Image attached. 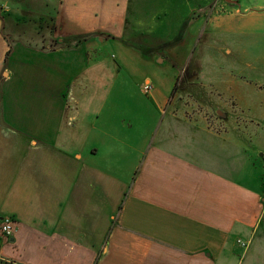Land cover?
<instances>
[{"label": "crops", "instance_id": "0c3cea01", "mask_svg": "<svg viewBox=\"0 0 264 264\" xmlns=\"http://www.w3.org/2000/svg\"><path fill=\"white\" fill-rule=\"evenodd\" d=\"M60 1L62 18L79 25L68 38L94 35L33 58V98L41 104L33 107L32 136L0 122V219L16 221L13 237L0 240V264H214L227 257L231 232L246 234L256 224L257 191L231 177L221 155H209L207 144L217 140L201 132L188 146L167 139V129L182 132L167 109L176 79L172 66L159 88L144 79L151 85L144 94L153 104V125H136L135 133L126 115L122 124L103 129L97 121L118 65L140 55L94 19L122 17L127 0ZM240 1L215 7L208 32L264 38V0ZM98 32L107 33L101 42L111 41L118 51L110 55L114 67L101 57ZM145 110L140 115L150 117V107Z\"/></svg>", "mask_w": 264, "mask_h": 264}, {"label": "rangeland", "instance_id": "374dc122", "mask_svg": "<svg viewBox=\"0 0 264 264\" xmlns=\"http://www.w3.org/2000/svg\"><path fill=\"white\" fill-rule=\"evenodd\" d=\"M229 1L241 4L240 0ZM60 3V0H0V122L9 123L27 136L33 135V107L41 104L33 98V58L94 35L68 38L70 32L75 33L77 23L72 25L62 18L57 10ZM227 6L233 7L227 0H127L122 17L94 19L97 25L100 22L103 28L117 33V37L110 33L112 39L140 55L124 66L118 65L115 85L105 98L97 123L106 129L112 123L122 124L127 115L135 124L132 127L135 133L139 131L136 125H153L156 119L153 104L141 85L149 78L152 87L159 88L160 81L168 77L167 66H172L176 71V89L167 109L170 120L177 122L182 132L178 127L167 129V139H177L188 146L186 141L199 139L202 133L201 138L207 139V135L217 140L207 144L209 155H221L228 174L257 191L255 226L246 234L231 232L230 255L214 264H264V94L257 93L264 92V38L256 32L251 35L208 32L205 24L215 7L221 10ZM236 8L240 12L249 11L239 5ZM95 36L105 46L100 53L104 63L114 67L110 55L116 48L111 41L101 42L108 34L98 32ZM82 67L80 62L75 71ZM35 85L40 93L43 87ZM145 107H150V117L140 115V108L146 111ZM203 154L195 156L201 160L212 158ZM215 163V159L207 161L210 166Z\"/></svg>", "mask_w": 264, "mask_h": 264}, {"label": "built area", "instance_id": "2783aa9c", "mask_svg": "<svg viewBox=\"0 0 264 264\" xmlns=\"http://www.w3.org/2000/svg\"><path fill=\"white\" fill-rule=\"evenodd\" d=\"M142 91L147 93L151 89L149 82H145L142 85ZM16 230V221L11 216H5L0 219V240H9L13 237Z\"/></svg>", "mask_w": 264, "mask_h": 264}, {"label": "trees", "instance_id": "16d2710c", "mask_svg": "<svg viewBox=\"0 0 264 264\" xmlns=\"http://www.w3.org/2000/svg\"><path fill=\"white\" fill-rule=\"evenodd\" d=\"M83 40H85V39H83ZM79 42H81V40L76 41V43H79ZM175 89H176V85H174V87H173V89H172V91H171V96L174 95Z\"/></svg>", "mask_w": 264, "mask_h": 264}, {"label": "water", "instance_id": "95a60500", "mask_svg": "<svg viewBox=\"0 0 264 264\" xmlns=\"http://www.w3.org/2000/svg\"><path fill=\"white\" fill-rule=\"evenodd\" d=\"M230 2V1H229ZM232 3V2H231Z\"/></svg>", "mask_w": 264, "mask_h": 264}]
</instances>
